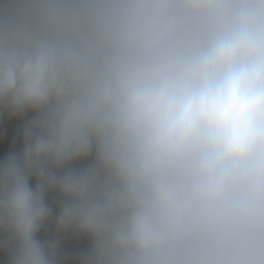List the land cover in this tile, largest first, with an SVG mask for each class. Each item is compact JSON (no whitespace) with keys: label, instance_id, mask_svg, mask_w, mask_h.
<instances>
[{"label":"clouds","instance_id":"clouds-1","mask_svg":"<svg viewBox=\"0 0 264 264\" xmlns=\"http://www.w3.org/2000/svg\"><path fill=\"white\" fill-rule=\"evenodd\" d=\"M26 113L5 264H264V0H0Z\"/></svg>","mask_w":264,"mask_h":264},{"label":"rangeland","instance_id":"rangeland-1","mask_svg":"<svg viewBox=\"0 0 264 264\" xmlns=\"http://www.w3.org/2000/svg\"><path fill=\"white\" fill-rule=\"evenodd\" d=\"M32 115L33 113H26L12 119L0 118V158L8 151H19L22 148V129Z\"/></svg>","mask_w":264,"mask_h":264},{"label":"trees","instance_id":"trees-1","mask_svg":"<svg viewBox=\"0 0 264 264\" xmlns=\"http://www.w3.org/2000/svg\"><path fill=\"white\" fill-rule=\"evenodd\" d=\"M55 198V193H49V202H52ZM49 235H51V232L49 233ZM41 236L43 237L44 234L42 233ZM87 240L86 238H73V237H69L65 243H64V247L65 249L70 252V253H74L78 248H83L87 246ZM0 264H5V257L3 256L2 253H0Z\"/></svg>","mask_w":264,"mask_h":264}]
</instances>
